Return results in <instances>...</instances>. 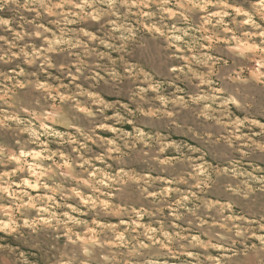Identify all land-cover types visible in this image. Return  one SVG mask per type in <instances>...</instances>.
Here are the masks:
<instances>
[{
	"label": "rangeland",
	"instance_id": "obj_1",
	"mask_svg": "<svg viewBox=\"0 0 264 264\" xmlns=\"http://www.w3.org/2000/svg\"><path fill=\"white\" fill-rule=\"evenodd\" d=\"M79 3L0 0V264H61L83 258L82 247L91 249L88 259L95 264L101 253L128 251L105 243L121 232L150 245L126 257L134 264H264V83L256 78L264 73L256 64L264 57L259 50L264 48V9L258 10L256 0H212L205 12L187 13L193 28L207 29L196 32L197 38L212 37L208 49L196 45L194 52L228 61L217 65L211 78L224 89L220 97L235 96L239 106L217 107L211 96L193 99L208 90L193 72L170 70L191 64L206 73L205 65L172 55L175 49L155 33L122 39L129 34L113 31L108 21L127 22L131 15H104L98 21L74 16ZM233 7L242 11L237 14ZM214 11L229 15L212 16V23L205 24ZM249 16L252 22L244 23ZM225 24L230 32L223 31ZM176 35L183 37L175 41L182 47L193 42L192 35ZM183 55H189L187 50ZM237 72L247 81L230 79ZM5 92L14 108L4 102L9 99ZM33 111L50 113L51 120L44 121L49 132L62 135H40L44 130ZM9 115L18 119H6ZM29 121L36 131H21ZM197 165L201 175L190 176ZM94 170L97 176L90 177ZM99 170L109 176L120 170L124 182L109 207L92 209L81 197L99 198L97 188L107 190L96 183ZM206 176H211L208 186L196 187ZM67 204L87 209V215L71 212ZM64 211L101 224H90L96 233H85L84 241L73 245L60 223L67 219L60 215ZM53 212L55 218L40 219ZM134 219L142 227L133 225ZM75 227L82 231L84 226ZM93 235L99 244L89 243ZM124 258L117 255L107 264Z\"/></svg>",
	"mask_w": 264,
	"mask_h": 264
},
{
	"label": "clouds",
	"instance_id": "obj_2",
	"mask_svg": "<svg viewBox=\"0 0 264 264\" xmlns=\"http://www.w3.org/2000/svg\"><path fill=\"white\" fill-rule=\"evenodd\" d=\"M66 2L71 3V0H66ZM256 2L259 5V9H264V0H256ZM99 3H103L106 6L103 9H99L97 7H93L92 3L89 2V0H81V3L75 4V8H79L80 12L76 13L73 12L72 14L74 16H79L81 18L91 17L93 20H100V18L104 15H111L114 17H117L118 19H122L123 17H127L131 15L132 19L128 20L127 22H120L117 23L116 20L108 21V23L111 24L112 30L119 32L121 30L126 31L129 35L127 37H121L122 39H132L134 38L137 33L147 31L149 33H155L160 36H163L166 40H168V46L175 49V51L172 53V55H177L180 59H183L184 61H195L196 63L203 64L208 68V72L201 73L198 72L196 69L192 67L191 64H185L181 66H172L170 68L171 71H188L193 72L194 75L197 76L201 84H207L208 90L205 92H202L200 95L194 97L195 100H202L206 99L209 96L215 98L218 100V105H233L238 107L239 101L236 99L235 96H228L225 98L220 97V93L224 91L223 87L219 84L218 81L213 80L211 77L215 75V72L218 71L217 65L220 64H227V59H224L222 57H217L211 55L207 51H201V52H194V48L196 45L199 46V49H208L210 47V41L212 39L209 35H201L200 37H196V32H207V29H204L203 26L193 28V25L189 22V16L187 15L188 12H190L192 9H200L202 12H205L210 4L212 3V0H99ZM124 6L125 11L121 13L119 11V7ZM53 7H62L60 4L53 5ZM90 9L89 11H85V8ZM224 7H232L230 5H225ZM46 11H50V9L46 8ZM233 11L237 14H239L242 10L237 7H233ZM246 16L248 13H244ZM226 16L229 15L227 11L220 13V12H211L208 13V16L204 19L205 24L212 23V20L210 17L212 16ZM145 18H147V22H145ZM178 18L182 21V23H178ZM252 22L251 17L249 16V19L245 20L244 23H250ZM7 23V21H5ZM217 23H220V21H217ZM258 27V25H254ZM215 27V25H214ZM47 30V29H46ZM224 32H230L231 29L227 27L225 24L223 27ZM176 33H183L184 36L192 35L193 36V42L189 43L187 41L184 42L185 46L182 47L179 44H176L175 41L182 40L181 35H176ZM89 34L90 33H86ZM264 34V33H261ZM39 35V33H37ZM217 40H224V37L216 36ZM232 39H236L235 36L232 37ZM203 41H209V43H203ZM53 42H60V41H53ZM235 48H239V43L234 45ZM248 47H256L255 45H249ZM187 50L189 55H183V53ZM260 52L264 53V48L259 49ZM15 55V54H14ZM36 55H40L39 51L36 52ZM211 61V63H209ZM31 63V61H29ZM256 64L260 67H264V57H261L260 59L256 60ZM23 69L20 70V72H17V75H20ZM261 77H264V73H256V78L260 82L264 83V80H261ZM10 79V78H9ZM230 79L234 81H240V82H246L247 77L240 74V72H237L235 75L231 76ZM16 86L23 87V83L20 81L16 82ZM38 87H45L43 84H38ZM51 95V93H49ZM5 96H9L8 92H5ZM0 99H3V97H0ZM65 97L63 95H60V100H64ZM6 104H9L10 107H15V104L12 101V98L9 96V99L4 101ZM79 110L81 111H87L86 108H80L79 105H77ZM21 111L29 112L28 108H21ZM32 116L35 117V119L39 122V128L43 129L44 131L40 133V135H48V134H54L56 136H61L62 133L59 131L55 133H50L49 128L50 125L48 123H45V120H51V114L45 111L42 114H37L36 112L31 113ZM168 115H172L171 112H168ZM6 119H18V116L16 115H9L6 117ZM22 122V121H21ZM238 124H243V120H237L235 121ZM104 125H100V127H103ZM33 131L36 130L32 128V121L28 122V126L21 129V131ZM37 139H39V136H37ZM236 139H240L239 136L236 137ZM41 143H44V141H41ZM111 143V141H109ZM193 149H195V146H193ZM28 153H21V155H27ZM34 155H39V153H34ZM11 159H16V157H10ZM100 171L99 178L96 180V183L99 185H103L106 191H101V189L97 188V191L100 192L99 198H84L81 197V202L84 204H90L92 209H95L97 205H101L104 207H109L113 203V198L116 196L117 192L119 191V184L123 183L124 181L120 178V170H117V172L114 175L109 176L106 172ZM203 169L201 165H197L196 168L192 173H190V176L196 177L200 176ZM127 175V173H125ZM90 177H96L97 171L94 170L89 173ZM211 179V176H206L204 180L197 181L196 187H199L200 183H204L205 186L207 185V181ZM87 182V181H85ZM27 183V181H25ZM35 187V185H32ZM145 191H147L145 189ZM149 195H155V193H148ZM79 196V193H77ZM187 198V197H185ZM118 207H122L120 205H117ZM66 208L70 209L71 212H79L81 215H87V209L81 210L80 208H77L73 204H67ZM42 211H47V208L41 209ZM132 212L136 214L137 217L141 215L140 211L137 209H132ZM56 213L53 212L49 217L47 218H40L41 220L47 221L52 218L56 217ZM60 215L66 217L67 219L64 221H60V223H63L66 226V231L64 235L67 237L68 241L75 245L78 241H84L85 233H96V228L89 226L92 225H100L101 222L93 218L91 221L85 220V219H79L77 217H74L70 214L69 211H64L60 213ZM72 222V227H68V222ZM119 223H127V221L120 220ZM133 225H136V227H142V225L139 224L138 219H134L131 221ZM83 225V230H79L75 226ZM30 226V225H29ZM111 227H115V224L109 225ZM262 228H264V225H261ZM136 228H133L132 231L135 232ZM127 231V229H125ZM149 240H152L151 237L148 238ZM136 241L135 244L132 242ZM157 241L152 240V243H156ZM89 243L92 244H99L100 241L96 239L95 235H93L90 238ZM105 243H108L112 245L113 248H115L117 245L123 249H128L127 252H111V254H105L101 253L99 260L95 262V264H107V262H110L112 260H115L117 255L125 257L120 264H134L133 261L128 260L126 257L131 254L132 251H134L137 248H148L150 245L143 240H137L136 237H132L131 239L125 238L123 232H121L118 237L115 240L111 241H105ZM132 245V248L129 249V245ZM216 247H222L220 245H216ZM91 249L89 247H82L81 248V256L83 258L76 259L75 256L70 257L68 260H62L61 264H90V261L88 257L90 256ZM188 255H192V253H188ZM137 264H144V262H137Z\"/></svg>",
	"mask_w": 264,
	"mask_h": 264
}]
</instances>
